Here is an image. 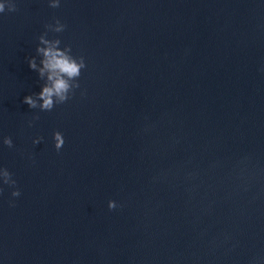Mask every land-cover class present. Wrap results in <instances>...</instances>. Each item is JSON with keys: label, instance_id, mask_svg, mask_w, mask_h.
<instances>
[{"label": "water", "instance_id": "water-1", "mask_svg": "<svg viewBox=\"0 0 264 264\" xmlns=\"http://www.w3.org/2000/svg\"><path fill=\"white\" fill-rule=\"evenodd\" d=\"M0 4V264H264V0Z\"/></svg>", "mask_w": 264, "mask_h": 264}, {"label": "clouds", "instance_id": "clouds-1", "mask_svg": "<svg viewBox=\"0 0 264 264\" xmlns=\"http://www.w3.org/2000/svg\"><path fill=\"white\" fill-rule=\"evenodd\" d=\"M53 7H58V3L52 5ZM4 10V6L0 4V11ZM63 26H61L62 28ZM61 28H58L57 31H60ZM42 43L49 44L47 48H40L39 51L43 53L45 59L42 61L44 67L40 69V75L43 77L45 71L49 73L48 80L50 81V86H45L42 91L39 93V97L43 100L41 105L44 110H52L54 107L53 97H57L60 103L66 102L68 97V92L70 88L69 80L75 77H78L81 72V68L85 67L83 58L77 63V61L69 57L64 51L59 50L55 44H50L49 41L41 38ZM59 41H56L58 44ZM29 66L32 69H36L37 65L35 59L29 61ZM67 77L68 79H65ZM79 87V85H77ZM24 103L28 104L30 107H36V101L33 100L32 96H26L24 98ZM56 149L60 151L65 144V139L63 135L59 132L55 134ZM6 144L11 146V139L5 141ZM39 143V140L35 141ZM7 175V173H6ZM13 195L19 196V191L14 192ZM110 208H115V202L112 201L109 203Z\"/></svg>", "mask_w": 264, "mask_h": 264}]
</instances>
